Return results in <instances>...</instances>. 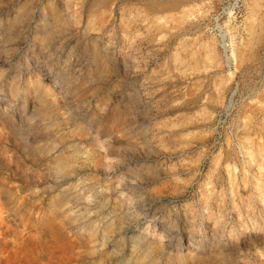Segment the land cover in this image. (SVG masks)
I'll use <instances>...</instances> for the list:
<instances>
[{
  "label": "rangeland",
  "instance_id": "374dc122",
  "mask_svg": "<svg viewBox=\"0 0 264 264\" xmlns=\"http://www.w3.org/2000/svg\"><path fill=\"white\" fill-rule=\"evenodd\" d=\"M0 264H264V0H0Z\"/></svg>",
  "mask_w": 264,
  "mask_h": 264
},
{
  "label": "water",
  "instance_id": "95a60500",
  "mask_svg": "<svg viewBox=\"0 0 264 264\" xmlns=\"http://www.w3.org/2000/svg\"><path fill=\"white\" fill-rule=\"evenodd\" d=\"M223 52H224L225 58H227V56H226V49L224 47H223Z\"/></svg>",
  "mask_w": 264,
  "mask_h": 264
},
{
  "label": "bare ground",
  "instance_id": "6f19581e",
  "mask_svg": "<svg viewBox=\"0 0 264 264\" xmlns=\"http://www.w3.org/2000/svg\"><path fill=\"white\" fill-rule=\"evenodd\" d=\"M224 41V37L222 38V41L221 42H223ZM221 47H223V45L221 46ZM223 50V49H222ZM225 57V56H224ZM226 59H228V58H226Z\"/></svg>",
  "mask_w": 264,
  "mask_h": 264
}]
</instances>
